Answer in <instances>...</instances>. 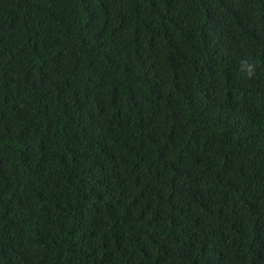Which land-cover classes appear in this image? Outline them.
<instances>
[{"label": "trees", "instance_id": "trees-1", "mask_svg": "<svg viewBox=\"0 0 264 264\" xmlns=\"http://www.w3.org/2000/svg\"><path fill=\"white\" fill-rule=\"evenodd\" d=\"M0 264H264V0H0Z\"/></svg>", "mask_w": 264, "mask_h": 264}, {"label": "clouds", "instance_id": "clouds-1", "mask_svg": "<svg viewBox=\"0 0 264 264\" xmlns=\"http://www.w3.org/2000/svg\"><path fill=\"white\" fill-rule=\"evenodd\" d=\"M241 67L242 70H244L246 72L247 75L251 76L253 74L254 71V66L252 63H250L248 60L243 59L241 60Z\"/></svg>", "mask_w": 264, "mask_h": 264}]
</instances>
